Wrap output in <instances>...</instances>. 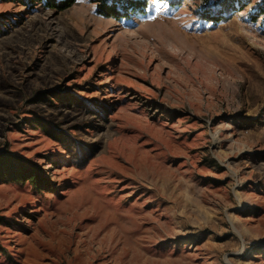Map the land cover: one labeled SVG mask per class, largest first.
I'll use <instances>...</instances> for the list:
<instances>
[{
	"label": "rangeland",
	"instance_id": "rangeland-1",
	"mask_svg": "<svg viewBox=\"0 0 264 264\" xmlns=\"http://www.w3.org/2000/svg\"><path fill=\"white\" fill-rule=\"evenodd\" d=\"M136 1L0 0V264H264V0Z\"/></svg>",
	"mask_w": 264,
	"mask_h": 264
},
{
	"label": "trees",
	"instance_id": "trees-1",
	"mask_svg": "<svg viewBox=\"0 0 264 264\" xmlns=\"http://www.w3.org/2000/svg\"><path fill=\"white\" fill-rule=\"evenodd\" d=\"M41 1L46 3L49 8L65 9L69 7L74 0ZM125 5L134 8L138 6V2L136 0H123L121 6ZM228 7L225 8L228 10ZM110 10L115 11V7L111 6ZM99 11L103 12L102 10ZM0 180L19 183L28 182L33 188L39 187L40 183L37 170H35L31 165L27 166V161H22L20 158L7 151L0 152Z\"/></svg>",
	"mask_w": 264,
	"mask_h": 264
}]
</instances>
